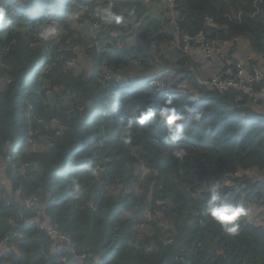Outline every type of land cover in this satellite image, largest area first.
<instances>
[{"label":"trees","instance_id":"16d2710c","mask_svg":"<svg viewBox=\"0 0 264 264\" xmlns=\"http://www.w3.org/2000/svg\"><path fill=\"white\" fill-rule=\"evenodd\" d=\"M106 1L0 0L6 12L0 21V244L10 236L0 247V264H264V228L243 225L241 216L237 233L229 234L206 205L209 183L220 185L225 202L261 196L264 97L201 85L191 70L197 65L178 39L202 32L207 40L223 43L242 36L243 42L225 52L222 73L228 66L237 73L245 62L249 74L263 75L253 85L259 94L264 88V0H175V16L165 12V18L152 6L163 0H109L103 6ZM109 4L116 13L135 9L134 15L98 32L113 40L100 53L75 54L70 43L86 46L91 39L81 23L96 20L98 11L101 19ZM79 5L87 8L80 12ZM49 24L59 27L58 35L42 39V27ZM135 37L148 41L152 52L134 45ZM165 42L187 70L175 72L191 81L194 91H176L177 81L165 80L167 88L159 90L96 80L101 64L118 75L140 59L147 63L146 73L154 65L148 61L174 65L164 57ZM115 43L134 45L133 54L124 60L122 51L110 52ZM247 53L255 58L244 61ZM85 55L93 58L90 74L80 72ZM75 56L77 62L70 64ZM53 95L56 100L50 102ZM169 98L184 115L183 131L175 134L179 139L172 138L160 116ZM28 101L36 120L57 118L65 124L61 130L49 123L55 126L48 130L52 137L42 139L41 147L30 134L40 125L26 124ZM250 171L263 178L255 180ZM33 201L44 209L47 226L71 235L72 248L51 246L48 231L32 222L37 217L29 205ZM146 211H157L158 217L144 219L146 226L140 228ZM169 233L175 235L167 243ZM62 258L67 261L61 263Z\"/></svg>","mask_w":264,"mask_h":264},{"label":"built area","instance_id":"2783aa9c","mask_svg":"<svg viewBox=\"0 0 264 264\" xmlns=\"http://www.w3.org/2000/svg\"><path fill=\"white\" fill-rule=\"evenodd\" d=\"M169 2L172 3V4L168 5V7L171 8L170 15L175 16V14H176L175 0H173V1L169 0ZM108 3H109V0H107L105 2V4H103V6H106ZM86 8L87 7H82L79 5V11L80 10L84 11ZM100 15H101V13L98 11L96 14V20L85 21V22L81 23V27H83L82 29L84 31L89 32V34L91 35V39L86 42V44H87L86 46H79V45H75L74 43H70L71 47L75 51V54L80 55L81 51L84 49L89 53L93 52V51H95L97 53V50L100 53L102 51V49L108 44L105 37H102L101 35L98 36V32H100L101 30L104 31L108 28V23H106L103 18H101V19L97 18ZM211 23H213V21H211ZM50 25L55 26L56 28H59L55 24H49L47 26L42 27V31ZM102 31H101V33H102ZM56 34L58 35V33H56ZM179 38H181L180 39V45L182 44L186 51L192 50L195 45L201 44L202 47H200L198 49V51H201L203 53V55L205 57V61L215 57L217 54H220V53L223 54L233 43L241 42L244 40V38L242 36H240V37L233 38L232 40L220 43V42H217L216 40H212V41L207 40L204 33H202V32L195 35V36H191L188 34H182L181 36H179ZM167 44L168 43H166V42L163 44L164 53L169 52V50L165 47ZM171 47H173V48L175 47L174 42L171 43ZM77 57L78 56L73 57L69 61L70 64H75V62H77ZM206 62H209V61H206ZM199 63H201V62H199ZM146 65H147V63L143 62L140 59L138 61H135L134 66L132 68V71H130L128 74L122 73L121 75H118L111 69V66H108L106 64H101L100 65L101 71H100L99 75L96 77V80L98 82H109L110 84H112L114 86H119L121 83L120 80H122V79H126V81H124L126 85H131L134 83L139 84V83H142L143 80H146V81H149V84L151 86H153L154 88H157L159 90L165 89L164 88L165 87L164 81L162 79L156 78V75L150 76L149 78H146V79H143L141 77V73L145 70ZM178 70L184 71V69L182 67H179V66H178ZM245 71H247V70L244 68H241L240 70H238L237 74H232L230 76L209 77L204 81V84L207 86L216 88V89L239 88L241 90H245V92H247V93H250L252 96H255L256 99L263 98L264 97V88L261 90V92L259 94L253 92L254 83L263 78L262 73L261 72H255L254 75H249ZM189 86H190V84L188 83V81H183L177 85V89L180 91L186 92L187 90H189ZM45 122H47V121L43 118L37 119V123H39L40 126L42 124H44ZM49 123L58 125L60 123V121L57 118H52ZM30 134H31V136L34 137V139H32V141H34L35 143H38L41 147L43 145L42 143H44V142L41 141L42 139H40V136L33 131H31ZM254 173H252V174H254ZM262 176H263V174H262ZM211 187H212V183H209V188H211ZM262 195H264V190L262 191ZM29 205L35 209V212L37 214V217L33 218L32 222L36 223L37 228L48 231L49 235L52 237L51 246L53 248H58L61 245V243H65V245L67 247H71V248L74 246V243H73V240H72L70 234H66V233L63 234V233L57 232V230H56V228H58L57 225H54L52 227L51 226L47 227V224H45L43 219H42V217H43L42 207H38L36 205L35 201L31 202ZM157 217H158L157 211H153V212L146 211L144 214L143 222L140 224V228H143L146 226V222H144V219L149 218L150 222H151V221H156ZM168 235L171 236V240L167 239L164 236V241L167 243H170L175 234L169 233ZM8 237H10V236H8ZM8 237L0 244V247L6 243V241L8 240ZM85 256H86L85 254L81 255L82 258H84ZM66 261H67L66 258L61 259V263H64Z\"/></svg>","mask_w":264,"mask_h":264},{"label":"clouds","instance_id":"9594fccd","mask_svg":"<svg viewBox=\"0 0 264 264\" xmlns=\"http://www.w3.org/2000/svg\"><path fill=\"white\" fill-rule=\"evenodd\" d=\"M134 12H135V9H128V10H126V12L116 13L112 10V5L109 4L107 7H105L102 10V18L105 20L106 23H111L112 21H115L116 23H120V22L124 21L125 15L132 16V15H134ZM5 15H6L5 10L3 8H0V21L4 20ZM209 22L211 23V21H209ZM8 23H11V22L8 21ZM211 25L214 26L215 24L211 23ZM56 33H57V28L55 26L50 25V26L46 27L43 31H41L40 37L42 39L47 40L49 37L55 36ZM181 35L179 34L178 36H181ZM179 39H181V38H179ZM243 41H241V42H243ZM235 43H240V42H235ZM235 43H233L231 46H233ZM179 48L186 51L182 44L179 46ZM253 57L255 58V56H252V54H250L249 56H246L247 61H249ZM177 70H178V68H177ZM261 70H263V69L261 68ZM184 71L187 73V70L184 69ZM197 72H198V69L195 70V72H193V74L196 75ZM222 72H223V70L219 74L208 75V76H206V78L213 77V76H224L225 77L226 74H232V73L237 74V73H234L230 67L227 68V70H226L227 73L223 74ZM246 73L249 74L248 72H246ZM162 74H165V73L152 75V74H144V72H142L141 77L143 79H146V78H149L150 76L156 75V78H159V79L161 78L163 81H165L166 79L164 77H162ZM98 75H99V72H98L97 76ZM165 75H168V74H165ZM249 75H251V74H249ZM175 76H176L175 81H177L178 84H180L183 81H188V83L190 84L189 90H187L186 92L178 90L177 86L175 89L176 91L184 92V93H190V92L195 90L190 83L191 81H189L187 78H185L182 74H180L178 72V73H176ZM175 81L171 85H175ZM143 82H146V80H143ZM134 84H137V83H134ZM203 86L213 88V87L205 85L204 83H203ZM150 87H152V86L150 85ZM165 88H167V87H165ZM214 89H216V88H214ZM162 90H164V89H162ZM29 106H30V104L28 103V109H27L28 114H26V120H28V122L26 123L27 125L31 124V122H33V121H36L35 117H34V120L29 118V116L31 114L33 115V113H32L33 110L30 111ZM150 115H152L151 112L147 113V115L144 117V119H147V116H150ZM160 116L162 119L166 120V122L169 126L168 130L172 134V138L173 139H179V137L175 134L181 133L183 131L182 121L184 120V115L177 111V109L173 103V100L171 98H169L166 101V106L161 108ZM195 119H200L199 114H197L195 116ZM132 126H133V122L130 120L128 122V129H131ZM128 139L130 140V137ZM135 151L136 150H134V152ZM181 153H182V155L184 154L183 148L179 149V155ZM89 172L92 175H96L95 169H89ZM243 172H245V171H243ZM250 173H252V171H250ZM259 174H260L261 178H263L262 173L259 172ZM252 175H251V177H252ZM214 184H216V183H214ZM206 188H207V191L210 190V193H211L210 199L206 202V205L208 206L207 212L213 219H215L216 221H218L222 225V227L224 228V230L226 232H228L229 234H236L237 233L239 225L236 222L238 221V219L241 216H245L244 221H243V225L245 224V226H247L248 224H256L258 226L261 225L264 228L262 221L259 222V217L255 216L256 211H254L255 206H259V205L264 203V195H262V193H261V196H255V195L250 194L248 198L242 197L240 200H236L233 198L230 201L225 202L222 198L219 184H216V185L212 184L211 188H209V185H208V187H206ZM76 190L77 191L80 190L78 185L76 186ZM251 197H253V198L251 199ZM43 211H44V209H43ZM47 227H50V226H47Z\"/></svg>","mask_w":264,"mask_h":264},{"label":"crops","instance_id":"0c3cea01","mask_svg":"<svg viewBox=\"0 0 264 264\" xmlns=\"http://www.w3.org/2000/svg\"><path fill=\"white\" fill-rule=\"evenodd\" d=\"M145 1L148 2V0H145ZM168 5H170L169 0H163L162 2H158V5L157 4L156 5H152L153 6V12L155 14L161 15V16H163V18H165L164 12L161 11V10L163 8H166L167 17H169L171 8L170 7L168 8ZM169 29L171 30L170 26H169ZM132 34L133 33L131 32V35ZM133 40H134V45H135V43L138 46L142 45L144 47V49H145L147 54L152 52L150 50V48L148 47V41H143V40H141L138 37L133 38ZM133 40L132 39L129 40L126 44L131 43ZM107 43L112 45L113 44V40L112 39H107ZM126 44L124 46H122L121 44L115 43L113 49H111V50L109 49V51L110 52H115V53H118L119 51H122V57L125 60V57H127L129 55L128 56V58H129L130 55L133 54L132 50H130V49H132L133 46H134V45H131V47L128 49V46ZM185 53L197 65L198 72L194 76L198 79V82L201 85H203L204 81L207 79L206 76L219 74L223 70V67L225 66V65H222L223 67L218 68V64H217L220 59H225L226 55H224V57H222L223 54H221V58L216 59V56H215V57H213V58H211L209 60H206V61H209V62H206L205 61V57H204V55H203V53L201 51L192 49V50H189V51H185ZM173 54H174L173 52L164 53V57H165L166 60L172 61L174 63V65L173 64H164L162 67H160V66L158 67L157 63H154V61H148L150 65L151 64H154V65L148 70V73L144 72V74H152V75H154V74L165 73V74H168V75L162 74V77H164L166 80H168L171 83L174 82L175 79H176L175 69H177L178 66H179L178 65L179 64V58H178V55L176 54V52H175V57H172ZM117 55L120 57V59L122 58L119 54H117ZM252 56H254V55L252 54ZM82 59H83L82 60V66H83L82 67V71L86 72L87 74L88 73L89 74L92 73V68L94 66L93 58L91 56L89 57V56L85 55V57L82 58ZM245 60H247L246 57L244 58V61ZM199 62H201V63H199ZM240 63L242 65H244L245 68H246L245 62L241 61ZM130 64H131V62H128L125 65V67H127V69H125V70L123 69L122 72L124 74H128L130 71H132V68L129 67ZM228 67H231V66H228ZM99 70L101 71L100 66H99ZM191 70H192V72H195L196 68L195 69L192 68ZM246 70H247V68H246ZM232 74H229V76L232 75ZM36 150H40V148L34 149V151H36ZM252 178H254L255 180H261V176H260L259 172H255L252 175ZM257 209H263V213H264V203L259 205V206H255L254 207V211H256ZM259 222H261L260 218H259Z\"/></svg>","mask_w":264,"mask_h":264},{"label":"rangeland","instance_id":"374dc122","mask_svg":"<svg viewBox=\"0 0 264 264\" xmlns=\"http://www.w3.org/2000/svg\"><path fill=\"white\" fill-rule=\"evenodd\" d=\"M148 1H150V0H148ZM173 1V0H172ZM170 4H172V3H170ZM169 8V7H168ZM161 11H163L164 13L166 12V9L165 8H163ZM77 23V22H76ZM79 26H80V24H79ZM44 27V26H43ZM83 30V29H82ZM200 47H202V45L201 44H198V45H195L194 47H193V49L194 50H198ZM247 54H249L250 55V53H247ZM224 55L225 54H223V56L222 57H224ZM87 56H89V55H87ZM90 57V56H89ZM218 58H221V53L220 54H217L216 55V59H218ZM84 63V62H83ZM218 64V68H221V67H223L222 65H223V59H220L219 60V62L217 63ZM82 64H81V66H80V72H82ZM242 68V67H241ZM240 67L238 68V70H240L241 69ZM245 69V68H244ZM261 69V68H260ZM245 72H247V71H245ZM257 72H260V71H258L257 70ZM159 79V78H158ZM124 81H126V79H122V80H120V82H122V83H125ZM173 83V82H172ZM171 83V84H172ZM140 84H142V83H139V84H136V85H140ZM143 84H145V85H149L150 86V84H149V81H146V82H143ZM170 84V85H171ZM50 92H49V94H51L52 95V93H53V90L52 89H48ZM49 100H50V102H54L55 100H56V96L55 95H53V96H50L49 97ZM61 100H63L64 101V98H61ZM66 100V99H65ZM27 103H29L30 104V101H28ZM261 106H264L263 105V102L261 101ZM257 107V106H256ZM29 110L30 111H32L33 110V106L30 104V106H29ZM34 115H30L29 116V118L30 119H33L34 120ZM35 122H37V120L35 121ZM30 125H33V123L31 122V124ZM38 125H39V123H38ZM52 125H50L49 123H45L44 124V126L43 127H41V126H37L36 127V129L35 130H32L33 132H35L36 134H38L39 136H40V139H44L45 141L46 140H48V139H50L52 136L50 135V133H48V130H49V128L51 127ZM53 127V129L55 128V126L53 125L52 126ZM65 127V124H63V123H59V125H58V128L59 129H61V130H63V128ZM47 130V131H46ZM76 178V177H75ZM253 197H251V199H252ZM43 214H44V212H43ZM255 216H258L260 219H261V221H262V224L264 225V213H263V209H257L256 210V212H255Z\"/></svg>","mask_w":264,"mask_h":264}]
</instances>
